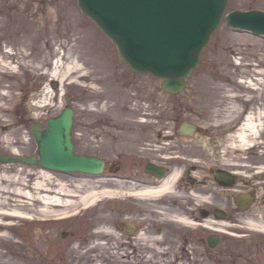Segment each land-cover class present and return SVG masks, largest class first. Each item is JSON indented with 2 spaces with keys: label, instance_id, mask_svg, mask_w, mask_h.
I'll return each instance as SVG.
<instances>
[{
  "label": "rangeland",
  "instance_id": "rangeland-1",
  "mask_svg": "<svg viewBox=\"0 0 264 264\" xmlns=\"http://www.w3.org/2000/svg\"><path fill=\"white\" fill-rule=\"evenodd\" d=\"M1 1L4 4L0 10V23L8 17L12 22L9 31L5 28L0 29V57L10 52V57H5L10 63L9 68H4L3 60L0 59V92L6 94L7 98L11 93L12 98L8 101L0 100V105L4 106L0 111V138L9 136L11 139L9 143L0 141V153L14 154L13 149H17L21 152L15 153L18 155L34 154L37 143L31 132V125L38 121L45 127L49 117L58 115L65 105H70L75 110L74 143L80 153L99 149L100 147L93 144L96 143L94 139H97V136L108 138L103 144L109 145L123 142L113 141V138H138L135 141L138 146H155L158 152L157 159L163 162L162 160L168 159L167 155L173 154L169 150L177 147L171 139L185 138L189 140L186 146L189 157L196 159L190 161L201 164L197 158L201 160L204 165L199 166L198 170H204L206 175L217 167L229 168L226 160H223L225 156L233 157V161L248 164L249 167L253 166L250 170L240 169L243 174L239 173L237 189L245 191L252 189L253 196L257 197L254 200L255 205L259 207L254 206L253 212L264 215V207H260L264 198V171L261 172L260 167L264 165V161H260V154L264 149L259 147L234 152L227 148L229 138L236 132L244 117L255 110V104L241 101L240 107L243 111L238 120H233L232 115L240 112L230 110L233 107V95L239 94L244 98L252 96L254 91L262 88L260 84L264 82L263 35L258 36L249 31L233 28L223 20L211 36L210 43L203 49L200 64L193 69L190 76L184 78L187 84L184 91L178 94L168 93L162 89L161 78L151 73L133 71L119 59L116 46L81 12L77 0ZM250 9L264 10V0H230L227 7V11ZM70 10L79 14L82 25L95 37L93 40L108 50L113 60L111 68L114 75L110 70L101 67V63L87 61L85 57L89 55L83 56L80 51L71 47L75 44L70 38L73 32L66 31L64 27L51 31L50 26L55 25L57 20L58 22L60 19L64 20V13ZM66 29L70 30L69 27ZM70 50L73 51L71 58L68 56ZM78 54L81 55L80 58ZM73 58L86 68L105 71L104 74L109 72L110 76L107 80L98 79V82H95V89L84 86L91 81L90 76L76 77L78 73L75 71L62 77ZM58 59H61L60 77L53 78L51 74L56 71ZM244 70L248 71L243 72ZM55 83H58V86H54ZM202 83H205L203 88ZM201 94L205 95L198 98ZM209 100L214 103L208 102ZM183 121L195 123L197 130L188 134L180 133ZM95 130L96 134L93 135L92 132ZM131 143L135 144L133 141ZM119 150L120 146L116 145L114 153H118ZM234 167L233 163V169ZM39 168L42 167L0 161V170L2 172L6 170L9 174L16 173L18 169L36 171ZM48 171L52 174L49 186L56 185L57 180L71 183V180L87 178L85 174ZM36 178L38 175L30 177L31 180ZM213 191L217 201L222 204L226 196L230 197L220 188H213ZM73 195L69 197L75 200L76 196ZM111 200H115L109 204L113 207L118 199ZM75 210L80 212L70 218L59 220L55 225L60 229L58 231L56 228L55 232L54 220L46 221L44 224L40 217L37 220L5 219L15 226L9 231L13 239L24 242L26 249L7 244L0 245V254L3 255L0 260L10 264H107L108 258L90 256L83 246L79 245L80 240L87 237L91 227L86 212L88 209L78 206ZM227 210L233 214V207ZM242 216L244 218L237 221L239 222L237 226L246 230L233 228L231 231L238 234L246 231L254 236L260 234L252 228L248 231L250 230L248 224L244 222L246 215ZM248 216L251 217L250 214ZM228 220L233 222V219ZM195 230L191 227L190 233L199 235ZM230 236L234 234L222 235L221 244L215 248L210 247L211 254L206 253L205 257L189 255L181 259L183 261L181 264H199L197 260H200V264H242V259L233 257L236 250L242 253V258L251 263L260 262L264 256L262 251L247 249L244 242L239 240L242 238L235 236L237 245L234 250L232 244L236 240L233 241ZM195 238L199 239L198 236ZM219 251L226 257L220 259Z\"/></svg>",
  "mask_w": 264,
  "mask_h": 264
},
{
  "label": "flooded vegetation",
  "instance_id": "flooded-vegetation-1",
  "mask_svg": "<svg viewBox=\"0 0 264 264\" xmlns=\"http://www.w3.org/2000/svg\"><path fill=\"white\" fill-rule=\"evenodd\" d=\"M93 123L91 122V124ZM95 127L97 128L98 125ZM92 133L95 135L96 130ZM97 137V139H94L96 143L93 144L100 148H96L89 154L103 158L105 167L101 176H89L88 179L91 182L88 183V188L95 187V190L111 192L99 195L93 207L86 211L89 216V227L91 228L87 232V237L80 241L83 242L82 246L90 256L106 257L108 258L106 259L107 264H180L183 257L189 255L205 257L206 253H212L210 251L211 244H214L213 248L221 244L222 232L225 230L220 231L215 226L207 227L204 223V219L207 217L216 218L215 220L221 219V213L217 214L215 208L226 209L228 217L233 219L234 223L232 222V224L236 225L233 226L235 230H246L237 226V223L239 224L237 221L244 218L242 215L247 217L250 214L251 217L257 216L256 218L264 220L263 214L253 212L256 202L251 207L249 206L248 210H241L245 202H239L237 197L243 193H252V189L245 191L229 188L235 193H227L228 189H226L225 194L230 195V197H225L224 204L217 201L213 188L217 187L221 190L222 186L215 178L213 172L215 169L206 175L204 170H198L199 166L204 164H194L188 161L189 153H187L186 148L188 139H173L174 145H177V147H172L169 151L173 154L167 155L168 159L160 162L157 159L156 147L138 146L135 143L138 138H113V141H123L116 144L120 146V150L117 151L118 153H114L116 151L114 143L112 145L103 144L104 141H108V138ZM149 140L151 141V138ZM151 162L165 166L167 173L180 171L182 177L178 178L174 188L176 195L161 194L159 197L151 198L140 194V190L144 186H153L159 181L157 176L148 173L146 170L147 165ZM196 172L200 173L202 178H197ZM192 188L197 191H194V196L191 197ZM204 194L208 197V200L204 198ZM232 196H234V202H232ZM111 199H118L113 207L109 206L110 201H115ZM142 199L152 200L142 201ZM198 207L199 211L197 212L195 208ZM232 207L233 214H230L231 212L227 209L230 210ZM260 207H264V198ZM256 208L259 207L256 206ZM171 209L179 211V218H181V215L190 217L194 225L179 221L174 216L167 214ZM198 215L200 216L198 217ZM58 223V221L53 223L54 232L56 228H58V231L60 229L55 225ZM106 227H111L116 233L110 234L105 230V233L95 234ZM191 227L195 228V232L199 235L191 234ZM144 228L152 231V238L156 239L152 241L139 239V232ZM195 236H198L199 239H196ZM235 237L242 238L239 240L244 242L247 249H255L264 253V235L256 234L254 236L250 232L242 231L241 234L237 233ZM230 238L233 241L236 240L234 236H230ZM236 242L237 240L232 244L234 250H236ZM235 252L236 255H233V257L242 259V264H253L242 258L241 252L239 253L238 250ZM222 253L219 251L220 259L226 257L222 256ZM216 256L218 255L216 254ZM258 264H264V256Z\"/></svg>",
  "mask_w": 264,
  "mask_h": 264
},
{
  "label": "water",
  "instance_id": "water-1",
  "mask_svg": "<svg viewBox=\"0 0 264 264\" xmlns=\"http://www.w3.org/2000/svg\"><path fill=\"white\" fill-rule=\"evenodd\" d=\"M229 1L78 0V3L83 13L117 45L121 60L135 71L163 78L165 91L179 93L186 85L184 77L199 65L201 52L221 24ZM226 20L233 27L264 34V11H233ZM73 122L74 111L66 107L58 116L48 119L46 128L35 123L31 130L37 141L36 153L0 154V161L39 164L67 172L100 173L104 166L102 159L75 151ZM194 128L193 124L182 125L183 131ZM148 170L163 173L155 166H149Z\"/></svg>",
  "mask_w": 264,
  "mask_h": 264
},
{
  "label": "bare ground",
  "instance_id": "bare-ground-1",
  "mask_svg": "<svg viewBox=\"0 0 264 264\" xmlns=\"http://www.w3.org/2000/svg\"><path fill=\"white\" fill-rule=\"evenodd\" d=\"M4 2L0 0V10H2ZM64 20L60 19L59 22L57 20V23L55 25H51V31L53 30H59V27H64V29L68 32H73L70 36L71 40L75 41V44H73L71 47L77 49L81 52V55H89L85 57L87 61L94 60L95 62L101 63V67L108 69L111 71V74L114 75V70L111 68V64L113 63L112 57L109 54L108 50L105 48L100 47V45L97 43V41H94L95 38L92 34V32L84 27L82 25V22L79 20L81 17H79V14L75 12L74 10H70L64 13ZM12 21L9 19H5L3 22L0 23V29L5 28L8 31L10 30V23ZM66 27H69L70 30H67ZM4 36L2 35V38ZM73 51L70 50L68 52L69 58H71V53ZM78 54V58L81 56ZM5 57H10V52H6L3 56L0 57L2 62V66L4 68H9L10 63L6 61ZM60 61L61 59H58L56 61L55 69L56 71L51 74L53 78L60 77L59 75V68H60ZM229 61V60H228ZM78 73L77 76H81L86 78L87 76L91 77V81L87 84H84L86 87H90L95 89V82H98V79L101 80H107V78L110 76V73L107 72L104 74L105 71L101 70H93L91 68L84 67L83 64H80L79 61L76 58H73L70 61V64L67 65V69L64 74H62V77L67 76L69 72ZM248 70H244L243 72H247ZM1 72V70H0ZM6 73V72H5ZM58 76V77H57ZM88 78V77H87ZM251 81V80H250ZM252 84V81H251ZM254 84V83H253ZM205 83L201 84V87ZM262 88L259 89V91H254L252 96H248L247 98H244L243 96L239 94L233 95V107L230 110L239 111L238 113H235L233 116V120H238L237 118L240 117V113L242 111V108L240 107V102L249 104H255V110L249 112L245 117L240 126L237 128L236 132L232 134V136L229 138L228 147L231 151L234 152H241L246 149H256V148H263L264 149V82H261L260 84ZM201 87L199 89H201ZM251 87V86H250ZM220 88V86H219ZM51 89L49 88V91ZM6 94L0 92V100H11L12 94L9 93L8 98L5 96ZM201 94L198 96V98H202ZM242 99V100H241ZM209 100L208 102H210ZM213 102V101H211ZM214 103V102H213ZM4 109V106L0 105V111ZM6 127V126H3ZM1 134V132H0ZM0 141L2 142H10L11 139L9 136L0 138ZM13 153H21L17 149H13ZM241 155V154H240ZM260 161H264V150L260 154ZM239 156V155H238ZM226 160L227 165H229V168H233V163L235 165L234 169H237L238 173H242L240 169H247L250 170L253 168V166H248V164L239 163L238 161H233L234 158H228L224 157L223 160ZM233 161V162H230ZM7 165V164H5ZM8 166V165H7ZM29 166V165H28ZM4 167V166H3ZM261 172L264 171V165H260ZM23 169V168H22ZM18 169L16 170V173L9 174L4 170H0V245H12L14 247L24 248L26 249V245L22 241H18L16 239H13V237L10 234V230H13L15 226L11 225V223L6 222L5 219L7 218H32V211L35 214H39L42 216L47 215H55V214H63L68 211L70 207H73L76 202L80 201L83 204H91L93 203L96 198L98 197L99 191L95 190L96 188L88 189L87 183L91 182L88 178L83 179H76L71 180L70 182H64V181H58L56 182V185H50L52 182H49L51 178V172H49L46 169L39 168L38 170L34 171L33 169L28 170H22ZM31 175H38V178L31 180ZM197 178L200 176V173H195ZM180 176V171H174L169 176H167L164 180L157 183L156 185H148L144 186L140 190V194L142 196H148V197H158L160 196V193H167L171 194L172 196L176 195L177 193L174 191L177 179ZM212 185L214 183L211 182ZM72 185V187H71ZM201 187V186H199ZM84 189V190H83ZM193 192L191 191L190 196H194V191H197L195 188H192ZM233 190V189H232ZM227 193H231V190H227ZM106 193H109L111 191H105ZM104 192V193H105ZM73 193L76 196V199H71V196ZM205 195V194H204ZM206 200H208V197L205 195L204 197ZM197 212L199 211V207L195 208ZM195 211V210H194ZM193 211V213H194ZM190 212H192L190 210ZM162 213V212H161ZM165 214V212H163ZM169 215H172L175 217V219H179L182 222H185L189 225H193L194 222L191 220L190 217L181 215V218H179V211L176 209L169 210ZM196 215V214H195ZM200 215H198L199 217ZM247 219L244 220L245 223L248 224L249 227L254 229H261L264 230V220L261 218H250L246 217ZM216 219V218H215ZM213 218H205L204 223L206 226H215L220 231L226 230V228L229 225V221H226L225 218L215 220ZM233 225V224H231ZM105 230L108 231V233L113 234L116 233L114 229L111 227H106L104 230H100L96 232L95 234H101L102 232L105 233ZM139 239L146 240V241H152V231H149L147 229H143L139 232ZM158 239V238H157ZM83 242H80L79 245L82 246ZM83 251V250H81ZM3 256L0 254V257ZM184 258V257H183ZM182 258V259H183ZM159 263V262H158ZM183 263V261H182ZM197 263L200 264V260H197ZM0 264H10L7 262H2L0 260ZM16 264V263H13ZM181 264V262H180Z\"/></svg>",
  "mask_w": 264,
  "mask_h": 264
}]
</instances>
